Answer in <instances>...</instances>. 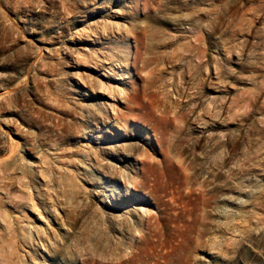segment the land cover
I'll use <instances>...</instances> for the list:
<instances>
[{
	"label": "rangeland",
	"instance_id": "1",
	"mask_svg": "<svg viewBox=\"0 0 264 264\" xmlns=\"http://www.w3.org/2000/svg\"><path fill=\"white\" fill-rule=\"evenodd\" d=\"M0 264H264V0H0Z\"/></svg>",
	"mask_w": 264,
	"mask_h": 264
}]
</instances>
